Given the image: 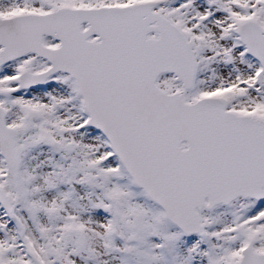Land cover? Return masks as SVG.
I'll return each instance as SVG.
<instances>
[{
  "label": "snow or ice",
  "instance_id": "6c2138e0",
  "mask_svg": "<svg viewBox=\"0 0 264 264\" xmlns=\"http://www.w3.org/2000/svg\"><path fill=\"white\" fill-rule=\"evenodd\" d=\"M0 264H264V0H0Z\"/></svg>",
  "mask_w": 264,
  "mask_h": 264
}]
</instances>
